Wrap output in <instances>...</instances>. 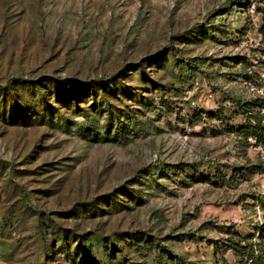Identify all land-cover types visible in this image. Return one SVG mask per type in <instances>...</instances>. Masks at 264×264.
I'll return each mask as SVG.
<instances>
[{"label": "rangeland", "instance_id": "rangeland-1", "mask_svg": "<svg viewBox=\"0 0 264 264\" xmlns=\"http://www.w3.org/2000/svg\"><path fill=\"white\" fill-rule=\"evenodd\" d=\"M264 0H0V264H264Z\"/></svg>", "mask_w": 264, "mask_h": 264}, {"label": "trees", "instance_id": "trees-1", "mask_svg": "<svg viewBox=\"0 0 264 264\" xmlns=\"http://www.w3.org/2000/svg\"><path fill=\"white\" fill-rule=\"evenodd\" d=\"M246 129L251 136L256 138L258 143L264 144V121L262 119H255L253 123L250 122ZM260 168L264 171V164H261ZM261 199L264 201V193Z\"/></svg>", "mask_w": 264, "mask_h": 264}]
</instances>
